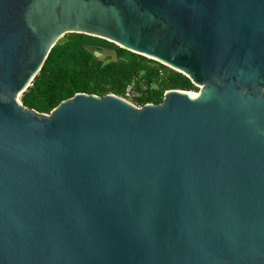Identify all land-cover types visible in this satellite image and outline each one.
I'll return each instance as SVG.
<instances>
[{"label": "water", "instance_id": "1", "mask_svg": "<svg viewBox=\"0 0 264 264\" xmlns=\"http://www.w3.org/2000/svg\"><path fill=\"white\" fill-rule=\"evenodd\" d=\"M68 33L201 90L28 110ZM0 264H264V0H0Z\"/></svg>", "mask_w": 264, "mask_h": 264}, {"label": "trees", "instance_id": "2", "mask_svg": "<svg viewBox=\"0 0 264 264\" xmlns=\"http://www.w3.org/2000/svg\"><path fill=\"white\" fill-rule=\"evenodd\" d=\"M85 46L98 52L110 50L115 58H97ZM128 87L137 93L132 99L137 107L160 104L170 90L198 92L189 78L157 61L97 37L68 33L51 48L20 102L28 110L50 114L77 93L125 99Z\"/></svg>", "mask_w": 264, "mask_h": 264}, {"label": "rangeland", "instance_id": "3", "mask_svg": "<svg viewBox=\"0 0 264 264\" xmlns=\"http://www.w3.org/2000/svg\"><path fill=\"white\" fill-rule=\"evenodd\" d=\"M104 53H106V55L107 56H109V55H112V53L111 52H104ZM202 87V86H201ZM201 87L199 86V87H197L198 88V92L201 90ZM198 92H195L196 94H198ZM135 96H137V93L136 92H133V93H130V95H128V96H126L125 97V99H123V100H125V101H127V102H129V103H131L132 105H134V102L132 101V99L135 97ZM19 100H20V97H19ZM135 106V105H134ZM137 107V106H136ZM137 108H141V107H137Z\"/></svg>", "mask_w": 264, "mask_h": 264}, {"label": "built area", "instance_id": "4", "mask_svg": "<svg viewBox=\"0 0 264 264\" xmlns=\"http://www.w3.org/2000/svg\"><path fill=\"white\" fill-rule=\"evenodd\" d=\"M130 93H133L131 90V87L126 88V91H125L126 96L130 95Z\"/></svg>", "mask_w": 264, "mask_h": 264}, {"label": "bare ground", "instance_id": "5", "mask_svg": "<svg viewBox=\"0 0 264 264\" xmlns=\"http://www.w3.org/2000/svg\"><path fill=\"white\" fill-rule=\"evenodd\" d=\"M188 94H189V95H191V96H194V97H196V96H197V94H196V93H191V92H189Z\"/></svg>", "mask_w": 264, "mask_h": 264}]
</instances>
